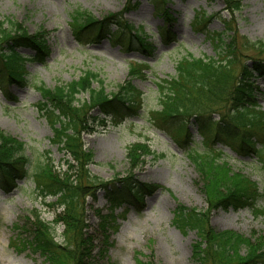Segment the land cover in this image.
Masks as SVG:
<instances>
[{"label":"rangeland","instance_id":"obj_1","mask_svg":"<svg viewBox=\"0 0 264 264\" xmlns=\"http://www.w3.org/2000/svg\"><path fill=\"white\" fill-rule=\"evenodd\" d=\"M239 1L240 7L231 11L226 9L225 0H0L1 29H10L8 32L14 34V24L19 25L28 35L43 34L48 45V54L42 61L25 63V84L12 83L6 92L0 88V133L24 144L29 176L43 163L49 164L53 174L62 175L69 160L53 139L50 120L36 108L41 100L38 86L53 89L90 71L101 81H93V87H100L105 97L117 93L127 82L135 89L134 100L138 103L133 116L117 125L107 121L103 126L91 120L90 130L81 135L83 148L89 154L87 171L95 180L89 181L91 186L128 176L136 183L153 186L152 191L142 195L140 204L117 208L112 218L99 187L91 189L93 195L85 197L81 217L92 237V257L101 260L100 264H136L138 259L153 264H198L191 256L192 244L197 240L195 231L179 229L173 218L178 205L208 212L203 180L187 156L191 149L204 150V141L193 119H189L186 129L190 137L183 148L166 131L156 127L152 114L159 109L157 84L175 75L176 63L182 57L215 56V48L206 39L205 31L221 32L226 22L236 31L241 63L252 57H264V52L242 47L243 39L264 41V0ZM78 10L96 21L108 15L117 16L113 18L117 24L109 23V28L119 38L105 34L78 41L70 19V14ZM162 10L170 15V21L161 15ZM202 12L210 18L205 17V28L199 30L194 17ZM124 23L146 35L152 50L126 47L130 33ZM17 51L25 56L33 54L24 47H18ZM130 67L136 69L132 76ZM255 84L264 93V76L256 78ZM87 102V93L77 96V103L85 109L92 106ZM257 107L264 112V95L258 96ZM208 109L211 112L206 118L212 122L225 114V109L213 105ZM98 115V110L91 108L88 118ZM234 142L236 139L228 144L233 146ZM134 144L146 145L150 153L141 156L138 165L132 167L127 149ZM226 144L217 142L211 147L220 150L231 171L248 176L263 189L264 169L256 156L240 154ZM53 202L52 198L45 202L38 198L30 177L18 180L9 192L0 187V264H44L43 258L27 247L28 234L20 235L24 228L16 231L15 225L21 226L25 217H31V211L52 223L61 211ZM258 206L264 207V202L259 201ZM102 217L111 221L104 234L107 239L99 231ZM208 225L215 232L230 231L252 241L254 238L264 241V219L253 216L249 209H213L208 212ZM53 231L55 240L62 242L64 225L54 224ZM104 247L106 253L101 258L97 252ZM254 264H264V259Z\"/></svg>","mask_w":264,"mask_h":264},{"label":"trees","instance_id":"obj_2","mask_svg":"<svg viewBox=\"0 0 264 264\" xmlns=\"http://www.w3.org/2000/svg\"><path fill=\"white\" fill-rule=\"evenodd\" d=\"M225 3L227 10L234 11L240 7L239 0H225ZM161 15L170 21L166 10H162ZM116 17L108 15L96 21L86 12L73 11L70 14L73 34L78 41L97 39L105 34L119 38L109 28V23L117 24L118 21L113 20ZM205 17L210 18L205 12L195 13V25L199 30L205 28ZM123 25L130 33L126 47L138 46L144 52L152 50L146 35L138 28L133 30L127 24ZM13 29L15 33L10 34V29L0 28V88L4 92L12 83H26L24 65L27 61H42L48 54L43 34L28 35L16 24ZM163 32L161 28V34ZM205 34L215 48V56L195 58L188 54L176 63L175 75L157 84L159 109L152 114V122L158 129L166 131L175 143L186 148L190 137L186 124L193 119L204 141V150L191 149L187 151V156L203 180L208 194V212L213 209H249L253 216L264 219V207L258 206L259 201L264 202V188L260 189L248 176L231 171L222 159L220 150L213 149L217 142L229 145L230 140L236 139L233 146L229 145L231 149L246 156H256L264 169V112L257 107L258 96L264 93L255 84L256 78L264 76V57H252L241 63L236 31L229 28L226 22L221 32L205 31ZM18 47L27 48L33 54L22 55L17 51ZM242 47L264 52V41L248 42L243 39ZM135 71L130 67L131 76ZM93 81L101 83L97 74L88 71L63 86L53 89L37 87L41 100L36 108L50 120L53 139L69 157L67 170L62 175L53 174L49 164L43 163L29 176L24 144L0 133V187L9 192L17 186L18 180L30 177L38 198L43 202L48 198L54 199L53 205L61 210L52 223L45 222L39 213L31 211V217H25L21 226L15 225L16 231L24 228V233L20 235L28 234L27 247L43 258L44 264H100L101 260L92 257V237L87 233V225L81 217L85 197L93 195L91 189L97 186L103 191L110 218L117 208L140 204L142 195L153 189L152 185L136 183L131 176L109 183L97 182L92 184L94 187L91 186L89 181H92V177L86 167L89 154L83 148L82 133L90 130L91 120L103 126L107 121L112 125L119 124L137 112L138 103L134 100L135 89L128 82L108 98L100 87H93ZM83 93L88 95V106L92 105L89 109L77 103V96ZM210 105L225 109V114L217 122L206 118L211 112L208 109ZM91 108L99 112L94 119L88 118ZM149 153L146 145L134 144L128 147L127 158L135 167L139 158ZM208 212L181 205L176 206L174 211V225L185 231H195L197 235L191 253L195 262L254 264L264 259V241L260 238L252 241L230 231L215 232L208 225ZM107 217H102L99 225V231L106 239L104 234L111 227ZM57 223L64 225L62 242L55 240L53 228ZM105 253V247L97 252L101 258ZM136 264L153 263L138 259Z\"/></svg>","mask_w":264,"mask_h":264}]
</instances>
